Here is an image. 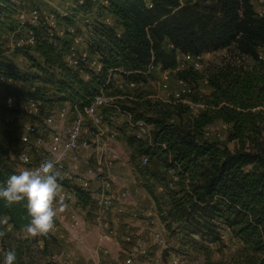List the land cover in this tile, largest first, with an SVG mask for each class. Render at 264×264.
<instances>
[{"label": "trees", "instance_id": "16d2710c", "mask_svg": "<svg viewBox=\"0 0 264 264\" xmlns=\"http://www.w3.org/2000/svg\"><path fill=\"white\" fill-rule=\"evenodd\" d=\"M24 1L0 0V34L17 28L23 32L17 37L27 31L34 37L33 46L14 50L26 61V68L13 64L0 50V75L14 81L0 85V184L15 174L8 164L15 136L4 122L5 97L85 104L113 74L144 83L150 64L173 70L175 52L199 55L233 48L236 56L252 62L250 69L225 65L208 73L210 92L198 99L201 109L186 119L182 116L189 108L180 103L143 99L123 104L153 126L149 144L131 136L125 137V143L136 157L147 156V164L136 170L176 245L172 249L183 255L201 254L204 264H264V65L258 52H264V14L258 16L249 0L183 4L177 0H82L80 5L76 1L80 9L98 12L91 20H83V32L85 47L97 56L101 69L88 71V78H83L63 61L70 40L66 32L58 37L44 17L36 24L15 21ZM66 13L62 20L74 21V11ZM106 16L111 25L104 24ZM196 73L183 69L175 71V76L189 83ZM214 121L227 126L224 139L233 143L232 149L208 137ZM151 160L154 170L148 167ZM153 181L161 193L154 192ZM1 218L12 230L24 228L31 219L21 204L6 208L3 200ZM222 228L236 241V248L225 261H212L209 245L219 241ZM12 250L15 264H24L22 243Z\"/></svg>", "mask_w": 264, "mask_h": 264}, {"label": "built area", "instance_id": "2783aa9c", "mask_svg": "<svg viewBox=\"0 0 264 264\" xmlns=\"http://www.w3.org/2000/svg\"><path fill=\"white\" fill-rule=\"evenodd\" d=\"M192 0H177L178 4ZM262 5L264 0H257ZM82 4V0H77ZM258 16L264 14V10H254ZM38 13L36 9L28 11L20 10L16 13L15 19L19 24L28 22L36 24ZM105 25H111L109 16L103 19ZM50 28L55 29L58 37L66 32L70 40L67 45V52L63 56L64 63L72 70L83 77L88 78V71L98 73L101 64L94 53L88 52L85 47V32L78 33L72 27L57 29L52 19L47 20ZM10 50L22 46H33L34 37L31 31L25 32L22 37L13 36V32L6 36ZM4 54V53H3ZM180 57L189 59L192 62L184 68L181 64H175L173 70H161L158 65H148L145 71V79L150 76L153 68L160 71V87L168 89L167 77L174 76V87L168 97H154L150 94H135L141 87V82L124 80L120 75L113 74L107 78L103 87L100 88L85 104H76L69 101H45L40 98H26L14 100L8 96L2 100L5 108L4 122L14 132L15 140L10 144L8 164L16 174L25 168H35L44 161H52L54 170L60 174L58 184L59 193L57 202H81L85 211L92 215L96 227L102 230L100 239L108 240L110 236L105 233L108 227V216L117 218L128 213V207L132 208V215L146 214V208L137 203L132 195L130 184L135 182L134 169L147 164V156L137 157L133 162L121 149L118 144L119 120L124 122L129 136L149 144L153 126L145 122L143 118L135 117L132 111L122 107L131 101L143 99L158 100L163 103H180L188 108L198 107L201 103H192L189 96L192 92L190 85L175 76V71L183 69L198 70V59L200 55L184 54L176 52ZM11 78L0 75V85L12 84ZM17 110L16 114L12 110ZM115 114L118 117H115ZM16 119V120H15ZM120 147L119 154L113 149V144ZM27 160V163H25ZM165 174H170L169 169L161 168ZM174 178H172L173 180ZM171 183L168 182V185ZM162 188L160 187V193ZM62 198V199H61ZM155 208V205H151ZM148 211V210H147ZM156 211V208H155ZM156 220L149 222L153 227V244L157 248H165L166 240L164 225L159 220L157 211ZM149 216V214H146ZM0 219V226L5 233L17 234L20 236L23 249L22 262L27 264L35 262L37 252L40 250L31 249L29 245L35 238L27 237L24 228L12 230L9 224L3 223ZM57 220H54V223ZM55 227V224H54ZM15 236V235H13ZM167 236V235H166ZM16 237V236H15ZM196 238V236H194ZM124 243L132 242V236L127 233L123 237ZM1 244V238H0ZM175 249H173L174 251ZM35 251L36 254H31ZM107 250H102L104 264H116V258L110 257ZM122 258L117 264H135L147 255L145 248L137 246L128 248L123 252ZM170 264H181L177 253H170ZM118 258V257H117Z\"/></svg>", "mask_w": 264, "mask_h": 264}, {"label": "rangeland", "instance_id": "374dc122", "mask_svg": "<svg viewBox=\"0 0 264 264\" xmlns=\"http://www.w3.org/2000/svg\"><path fill=\"white\" fill-rule=\"evenodd\" d=\"M77 0H25L23 5H21L20 10H24L25 12L30 9H36L38 13V19L41 17H44L45 20L52 19L56 23L57 29H63L66 30L67 27H72L74 30H76L78 33L84 30L83 27V20H91L94 16H97V10L92 9L89 10V8L83 10L80 9L77 4ZM254 10H264V3H262L263 6H261L257 0H249ZM96 3V2H95ZM98 3V2H97ZM74 11L73 20L69 21L68 23L62 20V16L64 14H67L66 12ZM58 14V18L56 16ZM16 16V14H15ZM14 16V17H15ZM15 19V18H14ZM16 22H18L15 19ZM27 22V21H26ZM24 22V23H26ZM19 23V22H18ZM80 30V31H79ZM22 31L19 29H15L13 31V36H18V34L22 35ZM19 35V36H20ZM5 33L0 34V50L10 61L15 64L16 66L20 68H26L27 63L26 61L21 57L20 53H15V51L10 50V46L8 45L7 38ZM235 50L233 48L229 49H223L218 50L214 52H208V53H201L200 58L198 59L199 68L196 70V75L194 76L193 81H189V85L192 89V92L189 96V99L192 101V103L200 104L201 102L198 101V99H201L205 95H208L210 92V88L207 85V76L208 73H212L218 68H223L226 66H235L238 68H241L242 70H249L252 62L245 58L244 56L238 57L234 53ZM259 56H260V62L262 65H264V52L262 50H259ZM176 64H181L184 68H187L192 60L191 58L186 59L183 57H180L176 52L174 53ZM167 86L168 89L163 90L160 87V71L158 69L153 68L151 70V74L149 77H147L144 81V83L141 84V87L135 92V94H143V95H152L154 97H168L172 91V88L174 87V76L170 75L167 77ZM203 105L201 104V107ZM200 110L198 107H192L189 108V111L186 112L182 119H186L187 115H192L197 113ZM115 117H118L117 114H115ZM119 138H118V144L120 145L121 149L125 153V156H127L130 160L133 162H137L136 154L134 155V151L132 148H130L125 143V137L129 136L128 131L125 128L124 122L120 119L119 120ZM227 126L223 123H220L218 121H214L208 128V137L217 140L218 142L224 144L227 148L232 149L233 143L225 141V132H226ZM148 167L152 170L156 168L154 160H151ZM139 169V168H138ZM151 184V183H149ZM157 184L152 182V186H156ZM139 187V186H138ZM139 191V190H138ZM140 194L146 198L145 193L143 194L142 191H140ZM140 197V196H139ZM144 202V199L141 200ZM139 218V217H138ZM165 230V229H164ZM165 234L167 235V241L165 244V248H159L157 250L154 249L156 252V256L158 261L156 264H170L169 260V254L170 253H177L181 264H204V260L201 254H187L183 255L180 254L178 251L174 250L172 248H176V245H172V240H170L166 230ZM164 232L163 235L165 236ZM152 237V233H151ZM19 238L13 236V234L6 233V235L1 238V244H0V264H3L4 256L6 252L12 250L14 246H16L19 243ZM22 243V242H21ZM174 244V243H173ZM209 248L211 250L210 252V260L212 261H225L229 255L235 250L236 248V241L231 237L229 232L222 228L219 230V241L213 244L209 245ZM42 251H38L37 255L35 257V262L37 264H45V258L43 259L44 253H41ZM36 254L35 251H32L31 254ZM151 256L152 253H148L146 256ZM145 256V257H146ZM145 257L143 259H145ZM147 262V261H146Z\"/></svg>", "mask_w": 264, "mask_h": 264}, {"label": "crops", "instance_id": "0c3cea01", "mask_svg": "<svg viewBox=\"0 0 264 264\" xmlns=\"http://www.w3.org/2000/svg\"><path fill=\"white\" fill-rule=\"evenodd\" d=\"M113 149L119 154L121 153L120 147L115 143ZM133 176L135 182L130 184L133 198L148 210H146V214H149V216H146V214L131 216L132 208L130 206L128 207V213L120 216V218L110 214L108 216V227L105 230L110 238L103 240L100 239L102 230L95 226L92 215L85 211V206L81 202L54 201L53 206L58 210L55 217V220H57V223L56 221L54 223L55 227L46 237L34 239L29 247L44 253L45 264H104L102 250H107L110 257L116 258L115 262L117 264L122 258L121 254L126 249L137 246L145 248L147 254L152 253V255L146 256L140 263L136 262L135 264H156L159 262L154 251V249L159 248L153 244V238L151 237L153 227L149 224L151 220L158 219L155 216V208L151 207L154 203L143 188L142 183L144 181L140 179L136 168L133 171ZM153 188L156 194L160 193V186H153ZM140 191L143 194L145 193L146 198L140 194ZM142 199H144V202L141 201ZM61 208L62 211L59 210ZM18 233L13 235L21 238ZM127 233L132 236V242L130 243L123 242V237ZM165 240L167 241L166 234ZM33 264L37 263L34 262Z\"/></svg>", "mask_w": 264, "mask_h": 264}, {"label": "clouds", "instance_id": "9594fccd", "mask_svg": "<svg viewBox=\"0 0 264 264\" xmlns=\"http://www.w3.org/2000/svg\"><path fill=\"white\" fill-rule=\"evenodd\" d=\"M58 177L63 178L54 170V163L46 160L35 168H25L11 174L0 184V200L4 201V207L11 208L21 204L31 218L30 222L24 225L26 238L47 236L53 230L58 211L53 206L60 188ZM5 235L4 231H0V238ZM16 258V252L10 250L6 252L3 264H15Z\"/></svg>", "mask_w": 264, "mask_h": 264}]
</instances>
